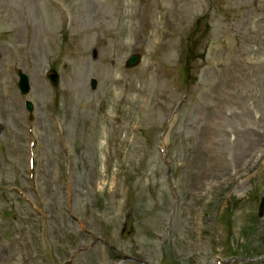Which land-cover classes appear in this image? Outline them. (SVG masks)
<instances>
[{
	"label": "rangeland",
	"instance_id": "374dc122",
	"mask_svg": "<svg viewBox=\"0 0 264 264\" xmlns=\"http://www.w3.org/2000/svg\"><path fill=\"white\" fill-rule=\"evenodd\" d=\"M141 1L0 0V264L264 254V0Z\"/></svg>",
	"mask_w": 264,
	"mask_h": 264
},
{
	"label": "bare ground",
	"instance_id": "6f19581e",
	"mask_svg": "<svg viewBox=\"0 0 264 264\" xmlns=\"http://www.w3.org/2000/svg\"><path fill=\"white\" fill-rule=\"evenodd\" d=\"M138 4L139 5H141L142 4V1L141 0H138ZM134 3V1H131L130 3H129V5L130 4H133ZM23 14H26V13H23ZM142 21H143V19H142V17L140 16V15H137V16H135L134 17V20L133 21H131V22H128V25L131 27V28H134V24L135 23H138V24H141L142 25ZM245 96H246V100H240L238 103H241V104H243V109H242V112H243V120H244V122L248 125V126H251V122H252V120H253V118H252V116H251V118L250 119H247V117L249 116V109H248V101H249V99L250 98H253V96L251 95L250 97H249V94H247V93H245ZM196 110H198V109H196ZM209 115H212V114H209ZM38 148V146H36L35 147V149H37ZM76 157H77V155H76ZM71 158V157H70ZM76 161V160H75ZM75 161H74V164H75ZM82 224V223H81ZM84 226V225H83ZM13 264H15L14 262H12Z\"/></svg>",
	"mask_w": 264,
	"mask_h": 264
},
{
	"label": "water",
	"instance_id": "95a60500",
	"mask_svg": "<svg viewBox=\"0 0 264 264\" xmlns=\"http://www.w3.org/2000/svg\"><path fill=\"white\" fill-rule=\"evenodd\" d=\"M138 61H139V55H133L131 57L129 63L130 64H136ZM20 76H21L20 87H21L23 93H27L30 89L28 76L21 71H20ZM52 81H53V83L56 84L58 81V75H54V77H52ZM27 104H28V108L31 110L33 108L32 102H27ZM262 206H263V203H262Z\"/></svg>",
	"mask_w": 264,
	"mask_h": 264
}]
</instances>
